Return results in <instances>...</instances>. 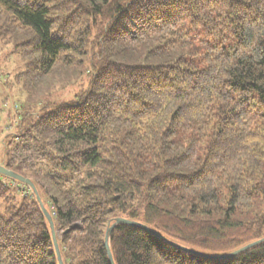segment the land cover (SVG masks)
Wrapping results in <instances>:
<instances>
[{"label":"trees","instance_id":"1","mask_svg":"<svg viewBox=\"0 0 264 264\" xmlns=\"http://www.w3.org/2000/svg\"><path fill=\"white\" fill-rule=\"evenodd\" d=\"M14 38L37 84L89 76L2 140L63 264H110L118 218L165 240L118 224L114 264H264V242L219 259L264 238V212L231 217L264 203V0H0ZM0 264H59L34 194L1 175Z\"/></svg>","mask_w":264,"mask_h":264},{"label":"rangeland","instance_id":"2","mask_svg":"<svg viewBox=\"0 0 264 264\" xmlns=\"http://www.w3.org/2000/svg\"><path fill=\"white\" fill-rule=\"evenodd\" d=\"M20 41L15 38L0 40V161L4 149L3 137L15 132L20 117L40 112L43 104L58 98L61 94L64 95V100L74 98L87 88L89 80V76L81 74L76 80L72 77L69 84L72 73L61 70L37 84L29 73L28 62L14 51L15 45ZM62 86L68 88L61 92ZM50 93L51 97L48 95ZM262 212H264V203L254 201L248 207H238L231 213V217L248 223ZM224 215L225 202L220 199L210 207V214L204 217L218 219Z\"/></svg>","mask_w":264,"mask_h":264},{"label":"water","instance_id":"3","mask_svg":"<svg viewBox=\"0 0 264 264\" xmlns=\"http://www.w3.org/2000/svg\"><path fill=\"white\" fill-rule=\"evenodd\" d=\"M0 175L1 176H4L6 178H9V179H12L18 183H21L25 186H27L31 191L32 193L34 194L43 214H44V217L46 218L48 224H49V228H50V232H51V237H52V240H53V245H54V250H55V253H56V256H57V260H58V263L59 264H63L62 262V259H61V255H60V252H59V247H58V242H57V234H56V231H55V228H54V223H53V220H52V217L51 215L49 214V212L44 208L43 204H42V201L40 199V196L38 195L37 193V190L34 186V184L32 183V181L28 178H25L17 173H14L8 169H6L5 167H3L2 165H0ZM118 224H126V225H130V226H134V227H138L144 231H146L147 233L157 237V238H161V239H164L163 237H161L160 235H158L157 233L153 232L151 229H149L148 227H146L145 225L143 224H140L138 222H134V221H130V220H126V219H123V218H118L115 220V222L110 226L109 230L107 231V234L105 236V248H106V251H107V255H108V259H109V263L110 264H114L113 262V259H112V255H111V252H110V247H109V243H108V235H109V232H112L113 229L118 225ZM165 240V239H164ZM264 242V238L261 239V240H258L256 242H253V243H250V244H247L231 253H228V254H225L221 257H219V259H222V260H227V259H231V258H234L236 257L237 255H239L240 253H243L249 249H251L252 247L260 244ZM186 251L188 252H191V253H194L196 255H200L199 253H195L193 251H190L188 249H186Z\"/></svg>","mask_w":264,"mask_h":264}]
</instances>
